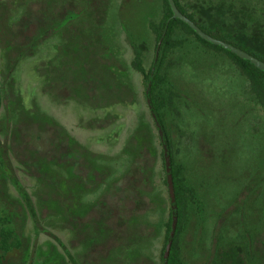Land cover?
Returning a JSON list of instances; mask_svg holds the SVG:
<instances>
[{
	"label": "rangeland",
	"instance_id": "rangeland-1",
	"mask_svg": "<svg viewBox=\"0 0 264 264\" xmlns=\"http://www.w3.org/2000/svg\"><path fill=\"white\" fill-rule=\"evenodd\" d=\"M61 1L63 8L83 15L71 33L77 37L73 47H88L82 52L84 58L91 57L95 48L89 39L80 37L89 33V25L94 26L95 34H106L110 53L103 52L100 46L97 55L125 72L121 94L85 102L71 89L59 90L63 80L71 84L78 77V70L73 72L74 68L69 67L75 56L61 47L68 42V35L58 31L41 38L32 26L26 35L22 33L18 20L26 12L38 10L43 2L49 15L55 13L58 2V22ZM89 1L0 0V146L7 156L10 175L20 183L16 186L6 179L2 187L11 201L21 200L20 187L31 198L36 217L19 206L24 219L20 233L32 258L37 251L60 252L64 264H84L97 257L100 250L87 256L92 249L93 228L79 227L95 222L98 217L94 207L111 199L109 191L124 183L135 163H144L139 159L135 140L145 138L146 174H137V186L145 194L142 198L146 199L147 211L130 204L131 223L127 222L129 228L126 226L130 232L126 231L125 248L116 250L118 244L110 242L115 249L107 264H163V225L171 212L163 148L147 104V81L132 62L135 47L146 70L153 64L157 40L150 23L160 25L164 3L107 0L105 10L99 13L102 9L93 7L92 15ZM179 1L203 23L207 11L214 17L207 16V21L227 25L229 30L235 13L246 17L253 7L264 4V0ZM220 8L227 15L220 12L222 18L216 19L214 10ZM177 37L180 46L166 59L167 71L157 95L167 98L162 114L174 161L197 202L185 208L178 251L183 264H207L214 254L212 249L241 242L239 237L245 231L264 236V108L228 55L205 47L181 29ZM19 52L24 56L17 60ZM66 148L73 154L71 159ZM74 161L81 163L80 177L88 178L87 185L67 164ZM40 163H45L42 176L46 181L29 166ZM54 176L64 184L60 193L67 194V199L70 195L74 200L77 194L81 196L80 207L86 217L77 219V224L59 225L56 196L51 190L56 187ZM66 203L65 212L74 213L75 201L74 205L70 199ZM108 228L112 230L111 225ZM121 233L125 235L124 228ZM22 253L13 249L6 261L21 263Z\"/></svg>",
	"mask_w": 264,
	"mask_h": 264
},
{
	"label": "trees",
	"instance_id": "trees-1",
	"mask_svg": "<svg viewBox=\"0 0 264 264\" xmlns=\"http://www.w3.org/2000/svg\"><path fill=\"white\" fill-rule=\"evenodd\" d=\"M179 10L190 20H192L194 23H196L204 32L209 34L210 36L223 40L231 45H234L238 47L239 49L244 50L245 52L255 55L258 59H261V61L264 62V56L258 55L256 52L251 51L248 43V39L245 36V29L241 28L238 29L235 26V20L233 19L232 24L230 26V30L228 29L227 25H215L214 22L207 21V16L214 19L213 16L208 15L205 11V14H203L204 23L200 21V19H197L194 14L188 13L181 5L179 0H175ZM164 3V10H163V20L161 21L160 25H155L153 23H150V29L156 36V49L158 46V43L160 39L163 38L158 62L156 64L154 77L152 79V85L150 90V97L151 102L153 105V109L156 112L159 121L164 128L169 149L171 153V159H172V172H173V182H174V189H175V195H176V207L178 211V225L175 233V237L173 240V245L171 248V253L168 259L167 264H183L181 260L180 253L178 251V242L180 240V237L183 233L184 226H185V216L184 211L187 206H189L190 202L193 204H197V202H194L196 200L195 192L193 191L192 187H190L181 176L180 169L177 168L176 163L174 161V154H173V145L171 143L170 135L167 131L166 123L163 118L162 110L165 108V105L167 103L166 97H159L157 95V92L159 90V85L163 81V75L167 71L166 69V59L169 56V54L175 50L178 46H180L181 41L177 37V31L181 29L183 32L186 33V35L194 36L195 39L200 42L205 47L214 50L219 53H225L228 55L237 65L239 69H241L242 74L248 79V81L251 83V89L253 94L255 95L257 102L264 108V72L260 71L258 68L251 65L249 62L239 58L237 55L231 53L228 50H225L219 46H215L209 42H206L202 40L187 24L182 22L179 19H171L172 18V10L170 8L168 0H163ZM72 10V9H71ZM67 10V15L62 23L57 22L58 19V2L56 4L55 13L53 15H49V12L47 8H44V2L38 10L35 12H26L25 16L18 20V25L22 29V33L26 35V32L29 31L31 26L33 28H36L37 30L35 32H38L37 35L39 37H50L54 35L56 32H61L60 29H63V33H66L69 37L68 42L61 46L62 50L65 48L68 50L67 54L70 56H75V58L72 59V63L69 66L70 70L74 68L75 72L78 70L77 75L78 77L74 79L72 77L73 83L70 84L69 82H65L63 80V85L59 86L60 89H71L69 91L73 92L75 95L78 96V99L81 101H91V100H98L99 98H110L115 97L119 94H121L123 88H125V72L122 71V69L118 68L117 66H112L111 63L108 65L104 61H101L99 56L97 55L98 50L103 49V52L110 53V47H107L106 41V34L100 35L95 34L94 32V26L91 24L89 25V33L83 34V36L89 39L93 45H95V48L92 49L91 52L92 56L89 58H84V55L82 54L83 51L88 50V47L86 49L81 50V47H73L74 41L77 39L75 37V34L71 33L72 30H74L78 20L82 16H77L76 12L73 10ZM103 12L102 11H99ZM220 12H222L225 16L227 15L226 11L222 10L221 8L218 10H214L215 17L217 19V16L219 19L222 18V15H220ZM233 12V11H232ZM80 18V19H81ZM86 18H88V13H86ZM202 18V17H201ZM90 19V18H88ZM171 19V20H170ZM55 21L57 22L55 24ZM83 23L84 20H81ZM209 23L211 26H209ZM88 25V24H87ZM242 33H240V32ZM82 34V33H81ZM102 39H100V37ZM109 36V35H107ZM29 36L25 37V40L28 41ZM102 43V45H101ZM135 49V57L132 62L133 68L143 75L145 80L147 81V86L150 80L153 64L151 67L146 70L143 63V57L141 53L134 47ZM61 50V51H62ZM64 54V53H63ZM112 54V52H111ZM65 55V54H64ZM67 55V56H68ZM24 55L23 53L19 52V56L17 58L20 59ZM70 59V57H68ZM104 62V63H103ZM154 63V62H153ZM12 66L11 68H13ZM68 67V68H69ZM67 68V69H68ZM56 84V83H53ZM60 85V84H58ZM53 86V85H52ZM147 88V87H146ZM83 91V93H82ZM171 93H173L171 91ZM2 96V88L0 87V100ZM171 99V98H170ZM136 149L139 152V159L144 161V163L141 165L140 162L135 163L133 168L127 173L126 180L124 183L117 184L112 191L110 190L107 194L111 197L108 198L109 200L104 199L102 202L98 203L94 207V212L96 213V216L98 217L95 222H90V225L93 228L91 237H92V249L88 251L87 256L90 257L91 253H97L96 251H99L102 253L100 255L98 253V256L94 257L93 260L85 261L84 264H107L109 262V259L111 258V254L113 250L115 249L114 246H110V242H116L118 244V248H121L122 246L125 248L126 244V226L129 228V224L131 223V213H132V207L130 204H134L136 208H140L143 206L142 209L144 211H147L146 205V199L143 200L142 197H144L143 191H141L138 188V173H142L143 176L146 174V163H145V155L147 151H144L145 149V138L141 139L140 137H136ZM138 144V145H137ZM68 152L70 154V150L68 149ZM137 152V153H138ZM164 156V155H163ZM71 159V158H70ZM164 160V158H163ZM8 159L6 154H4V151L2 150V147L0 146V237L2 238L0 240V264H27L26 259L29 255V252L27 250H30L27 246V243L24 241V239L21 237L20 228L23 224V215L22 213H18L16 211H21L20 204L23 208H27L30 213H32L35 217V209L33 208L31 204V198L26 192H23V189L20 187V195L21 200L19 202L15 200H9L6 194V190L2 187L3 180L10 179L13 181V183L16 184V186H20V183L18 180H16L14 177L10 175V165H8ZM165 165V161H164ZM165 184L166 181H165ZM52 192L54 189H52ZM111 192L113 194H111ZM55 194V192H54ZM145 198V197H144ZM170 202V200H169ZM171 204V203H170ZM56 207V205H54ZM64 206L67 208V203H64ZM15 209V210H14ZM26 211V210H24ZM56 211L59 210L56 207ZM22 212V211H21ZM62 214V213H61ZM62 220L63 225L67 226L66 224H70L74 222V218L70 215V212H65L62 214ZM129 224H128V223ZM111 225L112 230L107 233L105 231V227L107 224ZM135 224V223H134ZM85 225V224H82ZM85 225V226H86ZM171 225H172V214L171 212L168 215L167 221L164 223V246H163V257L165 253V248L167 246V241L169 234L171 232ZM125 229V238L122 236V229ZM130 231H127V233ZM89 234V235H90ZM239 240L241 242L236 243L232 242L229 247L222 248L218 247L217 251L215 249H212L214 254L211 256L212 259L207 264H264V236H255L253 233L245 231L242 233L239 237ZM109 241V242H108ZM130 241V240H129ZM2 242H4V245L2 246ZM128 242V241H127ZM130 243V242H129ZM109 244V245H108ZM216 244V243H214ZM25 246L27 250H22L21 248ZM215 248V247H214ZM13 249H17L23 251L22 257L20 259L21 263L17 262H7L6 257L7 254L12 251ZM24 249V248H23ZM93 253V254H94ZM46 255L44 256V260L39 263L38 261L35 264H64L62 260L60 261L59 256L57 252H46ZM94 256V255H93ZM62 258V257H61Z\"/></svg>",
	"mask_w": 264,
	"mask_h": 264
},
{
	"label": "flooded vegetation",
	"instance_id": "flooded-vegetation-1",
	"mask_svg": "<svg viewBox=\"0 0 264 264\" xmlns=\"http://www.w3.org/2000/svg\"><path fill=\"white\" fill-rule=\"evenodd\" d=\"M106 2H107V0L106 1L105 0H90L89 1V4H88V5H90V8H89L90 13L92 15H95L94 12L92 13V8L93 7L94 8H100V9L105 10V8H106L105 5L107 4ZM60 5H61V11H60L59 23H62L63 20L65 19L66 15H67V10H71V8H63L64 5H63L62 1H61V4ZM234 20H235V26H236L237 30L238 29H241V28H244L246 30L245 31V34H246L245 36L248 39V43H249L248 44L249 45L248 48L251 51L256 52L258 55H263L264 56V4L261 6V8L253 7V10H251L246 15V17L242 16L239 12L235 13L234 14ZM60 31L62 33L63 32V29H60ZM240 33H242V32H240ZM252 56L255 57V55H252ZM255 58H257V57H255ZM259 60H261V59H259ZM58 146L59 147L61 146V148H62L63 145H62V142L61 141H59V145ZM39 148H41V147H39ZM39 151L41 152L42 149L39 150ZM43 152L46 154V151H43ZM69 156H70V158L73 157V154L71 153V151H70ZM67 164L70 166V169L73 171V173L74 174H77L79 176V179L82 180L83 184L88 183V178L87 177H82V176L80 177V175H82V173H83L82 170H81L82 169L81 163H79L78 161H74L72 163L70 162V163H67ZM26 165H28V164H26ZM29 166L30 167H33V168H35V169L38 170V174H39V177L38 178L39 179H41L42 181H46V178L42 176V174H44V172L46 170L45 169V163L44 164L43 163L33 164V165H29ZM60 169H61V166H60ZM10 172H11V169H10ZM54 178H55L54 181H55V186H56L55 189H54L55 196H56V207L59 210L58 212L56 211L57 212L56 215H57L58 220L60 219L59 220V225H61L62 227H64L63 220H62L63 219L62 218V216H63L62 214H64V209H63L64 203H66V201H68V199H70V201L73 203V205H74V201L76 203V205H75L76 206V209H75L74 213L73 212L72 213L70 212V215L72 216V218H74L73 220L77 224L78 223L77 219H80V218L83 219L84 217H86V212L81 211V208L82 207H80L81 196L78 197V194H77L75 196V200H74L73 195H70L71 197L70 198L68 197V199H67V194H65L66 195L65 196V195H63V194L60 193V188H62L61 186L64 187V184H62L61 182L59 183V181H57V179H56L55 176H54ZM89 211H87L88 214H89ZM16 212L22 213L21 211H16ZM86 224H88V223H86ZM81 225L79 227L80 230L85 229L86 227H88V225H86V226L85 225H82L81 226ZM108 227H109V223L105 227V231H107V233L110 230ZM60 243H62V242H60ZM21 249L22 250H27L24 245H23V247ZM27 251L29 252V250H27ZM45 253H43L41 251H37V252H35V257H33V258H32V256L29 253V255L27 256V259H26V261H27L26 263L27 264H35L37 261L39 263H41L44 260V256L43 255H46ZM57 254H58L59 259L61 261L62 254L60 252H57Z\"/></svg>",
	"mask_w": 264,
	"mask_h": 264
},
{
	"label": "water",
	"instance_id": "water-1",
	"mask_svg": "<svg viewBox=\"0 0 264 264\" xmlns=\"http://www.w3.org/2000/svg\"><path fill=\"white\" fill-rule=\"evenodd\" d=\"M170 8L172 10V18L171 19H179L185 24H187L202 40L209 42L215 46H219L225 50L230 51L231 53L237 55L239 58L249 62L251 65L255 66L258 68L260 71L264 72V62L261 60L255 58L254 56L246 53L245 51L237 48L234 45H231L223 40L216 39L206 32H204L196 23H194L192 20H190L188 17H186L178 8L175 0H168ZM170 19V20H171ZM163 38L160 39L157 49H156V54H155V59L153 63V68L150 76V80L146 89V99H147V104L149 107V110L151 112V116L153 118V121L155 123V126L158 130L159 138L161 141V145L163 148V155H164V161H165V171H166V183H167V188H168V194H169V199L171 203V214H172V225H171V232L168 237L167 241V246L165 248V253L163 257V264H167L170 253H171V248L173 245V240L175 237L177 225H178V211L176 207V195H175V189H174V182H173V172H172V159H171V153L169 149V144H168V139L166 132L164 128L162 127L159 118L156 114V112L153 109V105L151 102V97H150V90H151V85H152V79L154 77V72L156 68V64L158 62V57H159V52H160V47L162 44Z\"/></svg>",
	"mask_w": 264,
	"mask_h": 264
}]
</instances>
